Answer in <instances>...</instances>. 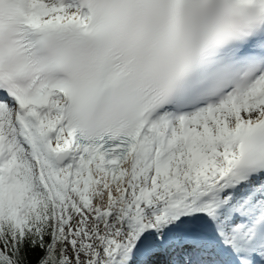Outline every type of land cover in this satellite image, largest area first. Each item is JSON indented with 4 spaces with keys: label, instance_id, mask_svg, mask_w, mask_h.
Here are the masks:
<instances>
[{
    "label": "snow or ice",
    "instance_id": "obj_1",
    "mask_svg": "<svg viewBox=\"0 0 264 264\" xmlns=\"http://www.w3.org/2000/svg\"><path fill=\"white\" fill-rule=\"evenodd\" d=\"M0 264H264V0H0Z\"/></svg>",
    "mask_w": 264,
    "mask_h": 264
}]
</instances>
